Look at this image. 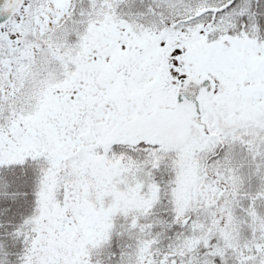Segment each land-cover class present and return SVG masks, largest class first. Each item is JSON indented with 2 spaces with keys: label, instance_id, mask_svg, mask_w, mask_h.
Returning <instances> with one entry per match:
<instances>
[{
  "label": "snow or ice",
  "instance_id": "obj_1",
  "mask_svg": "<svg viewBox=\"0 0 264 264\" xmlns=\"http://www.w3.org/2000/svg\"><path fill=\"white\" fill-rule=\"evenodd\" d=\"M0 264H264V0H0Z\"/></svg>",
  "mask_w": 264,
  "mask_h": 264
}]
</instances>
